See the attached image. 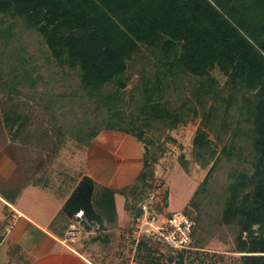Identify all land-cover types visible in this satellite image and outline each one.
<instances>
[{
	"label": "trees",
	"instance_id": "obj_1",
	"mask_svg": "<svg viewBox=\"0 0 264 264\" xmlns=\"http://www.w3.org/2000/svg\"><path fill=\"white\" fill-rule=\"evenodd\" d=\"M0 14L13 25L22 22L33 30L61 65L78 67L81 89L104 110L102 124L83 135L82 141L76 140L75 147L85 150L96 136L109 131L143 145L142 168L127 189L134 192L133 202L126 200L135 211L133 219L139 214V205L154 193L149 180L159 156L145 132L130 124L132 120L129 129L121 117L111 114L119 101L117 91L127 84L128 63L147 50L173 77L189 79L192 85L196 81L191 111L194 117L200 116V125L192 144L196 163L209 168L182 213L192 216V209H201L210 182L218 184L214 173L219 166L224 169L219 163L222 158L228 168L219 179L223 192L220 222L234 230V250L240 254L241 264H264V0H0ZM214 70L225 79L222 86L212 76ZM146 106L171 128L180 120L176 112L161 108L152 99ZM213 126L229 139L219 154L210 149L208 131ZM178 163L187 174V160L182 155ZM128 192L106 188L83 176L52 230L63 238L69 225L78 222L83 231L97 227L95 232L102 235L108 229L105 218L115 212V195L121 193L128 199ZM200 229L201 224H196L192 241H197ZM146 240L156 239L144 236L137 244L132 241L136 252L147 246ZM194 245L172 251L170 262L201 264L190 262ZM149 255L152 257L151 252Z\"/></svg>",
	"mask_w": 264,
	"mask_h": 264
},
{
	"label": "rangeland",
	"instance_id": "obj_2",
	"mask_svg": "<svg viewBox=\"0 0 264 264\" xmlns=\"http://www.w3.org/2000/svg\"><path fill=\"white\" fill-rule=\"evenodd\" d=\"M78 71V67L69 68L52 58L42 39L33 30L27 29L22 22L13 25L11 20L0 14V107L8 119L17 116L18 123L23 128L29 126V130L33 124L37 129L47 126L54 135L61 131L69 144H74L78 139L82 141L83 135L97 128L100 122L102 124L105 112L94 97L81 89ZM125 76L127 84L117 91L118 96L115 97L119 101L111 114L121 117L123 126L129 129L131 126L128 123L132 120L130 124L143 130L146 139L157 148L159 157L154 166L153 178L149 180L155 206L161 205L157 213L167 215L183 212L209 168L204 169L196 163V151L192 144L200 125V116L194 117L191 111L197 83L194 81L192 85L189 79L182 81L173 77L167 67H163L147 50H142L128 63ZM212 76L220 86L223 85L225 79L218 70H214ZM148 99L163 109L176 112L180 119L178 124L171 128L168 122L159 120L146 106ZM189 100H192V104ZM111 136L116 143L101 146L102 152L108 153L107 157L124 154L123 144H117L121 138L132 143L133 151H141L143 145L140 146L134 139L119 133ZM208 137L211 151L218 154L229 140L228 136L219 132L217 126H213V131H208ZM181 155L187 160V174L178 163ZM219 163L224 169L219 166L214 173L218 184L211 181L209 196L203 200L201 209L191 211V217L197 225L201 224V229L197 241L193 240L195 252L189 259L190 262L201 264H241L240 254L234 250V230L224 226L219 218V200L223 194L219 179L228 168L222 158H219ZM107 175L111 178L99 179L100 184L115 185L112 175ZM131 186L122 190L128 192ZM129 196L127 200L131 204L133 190H129ZM134 213L133 210L132 215ZM128 228L124 234L132 226ZM146 241L147 246L142 247L139 253L129 237L124 250L118 248L110 254L99 249V252L94 250V254L102 257L111 255L103 264H147L149 261L152 264H174L170 262V258L174 257L172 251L156 240Z\"/></svg>",
	"mask_w": 264,
	"mask_h": 264
},
{
	"label": "crops",
	"instance_id": "obj_3",
	"mask_svg": "<svg viewBox=\"0 0 264 264\" xmlns=\"http://www.w3.org/2000/svg\"><path fill=\"white\" fill-rule=\"evenodd\" d=\"M17 120L8 119L0 107V264H103L111 255L102 257L94 250H124L129 237L135 239L130 230L124 234L133 215L121 193L114 197L115 212L105 218L108 229L102 235L83 231L76 222L68 227L77 231L71 241L66 239L68 229L60 238L51 225L83 176L118 191L132 185L142 168V147L133 151L132 143L121 138L117 144H123L124 154L107 157L101 146L115 144L111 134L119 132H102L80 150L65 134L54 135L47 126L37 129L33 124L29 130ZM107 173L115 185L100 184L99 179L111 178Z\"/></svg>",
	"mask_w": 264,
	"mask_h": 264
},
{
	"label": "built area",
	"instance_id": "obj_4",
	"mask_svg": "<svg viewBox=\"0 0 264 264\" xmlns=\"http://www.w3.org/2000/svg\"><path fill=\"white\" fill-rule=\"evenodd\" d=\"M81 212L76 217H81ZM196 222L193 217L182 212L159 214L155 210V196L149 194L139 205V214L133 219L132 234L137 244L144 237H151L161 242L170 251L187 250L192 245V230ZM76 228L71 226L66 232V239L76 238Z\"/></svg>",
	"mask_w": 264,
	"mask_h": 264
}]
</instances>
